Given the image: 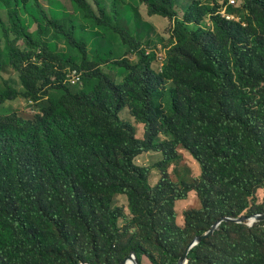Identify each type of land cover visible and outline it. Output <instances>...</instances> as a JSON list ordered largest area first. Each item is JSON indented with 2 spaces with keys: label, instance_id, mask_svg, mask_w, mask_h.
<instances>
[{
  "label": "trees",
  "instance_id": "16d2710c",
  "mask_svg": "<svg viewBox=\"0 0 264 264\" xmlns=\"http://www.w3.org/2000/svg\"><path fill=\"white\" fill-rule=\"evenodd\" d=\"M1 1L8 12L9 31L22 41L24 48L20 49L7 37L0 20L5 37L0 58L7 57L12 69L19 71V65L29 59L28 49L42 42L39 37H30L19 15V4L24 6L28 0ZM70 1L93 25L110 27L129 44L141 46L127 29L112 25L99 0H93L101 8L99 13L88 0ZM140 1L147 6L149 15L173 20L179 28L177 32L185 34L180 30L175 0ZM32 2L46 25L89 64L87 43L76 36V25L72 23L65 29L61 23L45 16L38 0ZM245 7L249 14L247 27L222 19L215 23L217 38L224 39L221 47L197 45L192 58L169 59L165 71L176 79L177 88L170 94L155 128L152 127V121H157L152 108L155 86L149 75L154 73L151 64L156 55L145 50H141L137 65H127L129 71L122 83L114 82L100 69L89 70L79 91L74 93L63 85V92L48 97V107L32 121L22 119V124L15 128L0 122V264H56L63 259L68 264H79L70 258L67 249L81 234L97 244L90 229L101 221L113 234L108 241L111 248L121 216L118 208L110 206L115 193L128 196L132 213L146 218V229L151 236L158 237V243L163 244L167 233L183 237L182 254L165 255L163 264H178L189 243L209 231L220 218L245 216L249 199L264 187V0H246ZM209 10L204 7L194 14L190 8L184 21L199 22ZM249 27H254L255 32L250 33ZM41 48L48 51L45 45ZM67 61L76 66L73 60ZM41 62V65L28 63L27 70L21 71L22 91L17 92L4 82L6 88L0 91V104L18 95L35 101L43 97L44 66L48 63L43 59ZM138 70L140 73L136 75ZM92 81L95 83L90 87ZM123 107H128L137 122L147 124L148 141L159 136L158 133H170L174 136L173 146L187 145L199 160L202 176L195 189L203 209L195 213L206 214L217 187L232 189L240 196L238 210L224 213L226 216L204 229L190 228L187 222V231L175 223L164 225L161 217L173 218L174 213L156 215L152 203L145 208L146 198L156 202L164 194V183L151 186L146 180L151 168L134 164L133 157L149 150L150 143L135 138L130 122L120 116ZM118 128L124 129L126 136ZM166 144L162 142L155 147ZM168 156L165 151L161 163L167 164ZM185 196L183 193L168 197L167 205L184 200ZM258 213L263 212L259 210L255 214ZM232 226L253 232L263 227L264 221L252 227L222 223L211 238L191 250L188 264H264V251L259 249L256 253L250 242V248L238 247L235 251L217 243ZM162 249L163 255L168 253V246ZM127 250L136 255L139 264H158L143 247Z\"/></svg>",
  "mask_w": 264,
  "mask_h": 264
},
{
  "label": "rangeland",
  "instance_id": "374dc122",
  "mask_svg": "<svg viewBox=\"0 0 264 264\" xmlns=\"http://www.w3.org/2000/svg\"><path fill=\"white\" fill-rule=\"evenodd\" d=\"M89 1L93 4L95 12L99 13L101 8L95 5L93 0ZM105 1L107 3L101 1L100 3L106 15L111 18L112 25L115 24L120 29H128L131 35L141 43V46L129 44L110 27L93 25L82 12V16H79L80 14H77L76 10L78 9L77 6L70 0H38L40 9L43 12L50 9L51 13L49 15L45 14V16L61 23L65 29H69L70 25L72 23L76 24L77 21L82 23L80 26H76L75 33L76 36L87 43V60L89 64H85L82 55L69 47L66 41L57 36L46 25L44 18L32 0H28V4L24 6L19 4V15L25 30L31 33L29 34L31 38L39 37L42 43L37 45L36 48L30 47L28 49L29 59L19 65V71L13 70L9 65L8 58L1 56L0 91L2 92L6 88L4 82L12 88L22 91L23 88L19 79L21 71H26L28 63L31 62H38L41 65L43 59L48 65L44 66L46 84L41 94L43 97L46 96L48 101H42L43 97L35 101L21 95L12 100H6L0 104V122L15 128L22 124V119L32 121L37 114H41L42 110L48 107V97L57 96L63 92V85L74 93L79 91L83 87L89 70L100 69L114 82L122 83L129 71L127 65H137L141 50H145L147 54L154 53L156 55L151 64L154 73L149 75L155 86L152 104V108L157 114V121H152V127L155 128L160 123V115L164 111L170 94L177 88L176 79L165 71L169 59L185 60L189 57L192 58L197 45L210 44L221 47L224 39L223 37L217 38L215 23L221 22L222 19L228 22L240 23L243 27H247L249 18L245 7L246 0H235V5H232L229 0H175L174 5L177 18L180 20V30L185 32V34H179L177 32L178 27H176L177 25L173 20L149 15L147 6L140 0V2H136V5L133 2L134 0H124V2H118V0ZM204 7L210 10L202 15L199 22L187 23L184 21V15L190 8H193L194 14H197L199 9L202 11ZM115 11L118 15L116 18L114 16ZM72 12H74L72 15H74L73 18L76 21L69 18ZM7 14L8 12L0 0V20L3 19L8 22ZM146 20H149L150 26L145 22ZM136 27L139 35L134 36ZM224 29H229V27L224 26ZM9 30L10 27L7 29V37L14 41L20 49H23L22 41L17 40L14 35L9 33ZM248 31L254 33L255 28L249 27ZM4 41V33L0 26V48L4 47ZM42 45H45L48 51L44 52L41 48ZM36 54L40 58H36ZM68 59L73 60L76 66L68 62ZM73 68L80 70L83 74V83L78 84L79 87L68 86L66 83L67 73ZM139 73L138 70L136 75H139ZM94 83L92 81L90 87H93ZM126 108L128 107H123L121 110V118L130 122L135 138L144 139L150 143L149 150L138 152L132 160L138 166H149L151 168L150 172L146 174V180L151 186L163 182L165 188L164 194L159 195L158 201L150 202L146 198L145 208H149L152 203L155 206L156 215L157 213H174V217H170L171 219L166 215L161 217L164 225L169 224L171 226L172 223H175L184 230L188 228L187 222L190 224V228L204 229L209 223L213 224L218 218L226 216L224 213L238 210L241 205L240 196L237 197L232 189L230 191L221 190L222 188L217 187L212 197L211 208L206 210V214L200 216L195 213L203 209L195 189L202 176V167L199 160L187 145L180 143L173 146L174 136L170 133H158L159 136H154L151 141H148L147 124L137 122L129 111H125ZM107 125L115 129L111 122L107 121ZM118 129L120 133L126 136L124 129ZM162 142L167 144L163 145L162 148L155 147L156 144ZM165 151L170 154L167 164L161 163L165 158ZM189 187H191L190 190H188ZM183 193L186 195L184 200H174L171 205H167L166 198ZM110 206L111 208H118L121 214L118 218L119 231L115 234L113 246L111 248L108 246V241L113 234L109 232L103 221L97 222L90 229V232L97 238V244L86 236L79 235V238L72 242L67 249L71 259L78 263L87 264H89L88 261H94L98 264H119L125 257L132 254L130 250H127L128 247H143L154 256L158 264L165 263V255L177 257L182 254L183 237L180 235L169 236L167 233L162 240L163 244L158 243L156 239L158 237L151 236L148 232L149 229H146V227L148 228L146 218L144 216L137 217L132 213L126 194L115 193L111 197ZM259 210L264 213V187L253 193L249 199V208L244 215H248V213L252 215ZM223 233L224 237L218 240L217 243L228 249L232 248V251H235L238 247L250 248V243L252 248L257 250L256 253L259 249L264 251V226L253 232L244 229L239 230L232 226ZM250 235H252V238H250ZM231 243L233 245H229ZM163 246H168V253L164 255ZM56 264L68 263L63 259Z\"/></svg>",
  "mask_w": 264,
  "mask_h": 264
},
{
  "label": "water",
  "instance_id": "95a60500",
  "mask_svg": "<svg viewBox=\"0 0 264 264\" xmlns=\"http://www.w3.org/2000/svg\"><path fill=\"white\" fill-rule=\"evenodd\" d=\"M264 221V213H258L253 215H245L238 218H232V217H223L217 220L210 228L209 231H207L205 234L201 236L195 237L187 246V249L183 256L180 258L178 264H188V255L191 252L193 248L198 246L201 242H203L206 239L211 238L214 235V232L219 228V226L224 222L229 223H236V224H246L249 227H252L254 223L257 222H263ZM79 264H86V263H79ZM120 264H139L136 255L133 253L130 256H128L125 260H123Z\"/></svg>",
  "mask_w": 264,
  "mask_h": 264
},
{
  "label": "crops",
  "instance_id": "0c3cea01",
  "mask_svg": "<svg viewBox=\"0 0 264 264\" xmlns=\"http://www.w3.org/2000/svg\"><path fill=\"white\" fill-rule=\"evenodd\" d=\"M60 1V0H59ZM99 1H101V2H106L105 0H99ZM114 0H112V2H113ZM139 0H134L133 2H134V4L136 5V2H138ZM118 2H124V0H118ZM140 2V1H139ZM71 3V2H70ZM107 3V2H106ZM106 6V5H105ZM48 7V6H47ZM74 9V8H73ZM72 9V10H73ZM77 10V9H76ZM44 13L45 14H47V15H49L51 12H50V9H47V10H45L44 11ZM71 14V16L69 15V18L70 19H73L74 21H76V19L75 18H73L74 17V15H72V14H74V12H72V13H70ZM77 14H80L79 16H82L81 14V12L79 11V10H77ZM48 17V16H47ZM151 18H156V17H151ZM48 19H50V17H48ZM151 21H152V19H151ZM2 22H3V24L5 25V28H6V30L8 29V27H10V25H9V23L8 22H6V21H4L3 19H2ZM147 24H148V26H150V22H149V20H146L145 21ZM142 23V22H141ZM79 24H82V23H79L78 21L76 22V26H78ZM128 30V29H127ZM27 32V31H26ZM9 33H11L12 34V32H10L9 31ZM28 34H31L30 32H28ZM13 35V34H12ZM136 35H139V33H138V30H137V27H136V29H135V32H134V36H136ZM24 48V47H23ZM1 50H2V48H0ZM17 90V92H20V89H16ZM42 101H48L47 99H46V96L45 97H43V100ZM125 111H129L128 110V108H126V110ZM129 114V113H128ZM120 115H121V111H120ZM130 115V114H129Z\"/></svg>",
  "mask_w": 264,
  "mask_h": 264
},
{
  "label": "built area",
  "instance_id": "2783aa9c",
  "mask_svg": "<svg viewBox=\"0 0 264 264\" xmlns=\"http://www.w3.org/2000/svg\"><path fill=\"white\" fill-rule=\"evenodd\" d=\"M232 5H235V0H229ZM68 81L71 84H80L82 82V74L78 70H70L68 73Z\"/></svg>",
  "mask_w": 264,
  "mask_h": 264
},
{
  "label": "clouds",
  "instance_id": "9594fccd",
  "mask_svg": "<svg viewBox=\"0 0 264 264\" xmlns=\"http://www.w3.org/2000/svg\"><path fill=\"white\" fill-rule=\"evenodd\" d=\"M89 1V0H88ZM90 2V1H89ZM91 3V2H90ZM92 4V3H91ZM92 6H93V4H92ZM94 9V8H93ZM28 33V32H27ZM13 34V33H12ZM14 35V34H13ZM73 70H76V69H73ZM70 71V70H69ZM69 71H68V73H69ZM79 71V70H78ZM80 72V71H79ZM68 73H67V79H66V81H68ZM82 74V73H81ZM69 82V81H68ZM82 82H83V79H82ZM70 83V82H69ZM71 84V83H70ZM72 85H76V84H72Z\"/></svg>",
  "mask_w": 264,
  "mask_h": 264
}]
</instances>
